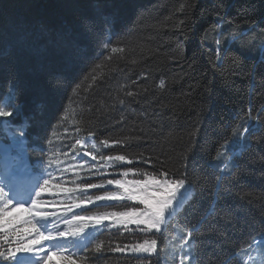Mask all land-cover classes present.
Returning a JSON list of instances; mask_svg holds the SVG:
<instances>
[{
  "label": "trees",
  "instance_id": "trees-1",
  "mask_svg": "<svg viewBox=\"0 0 264 264\" xmlns=\"http://www.w3.org/2000/svg\"><path fill=\"white\" fill-rule=\"evenodd\" d=\"M65 41L86 48L83 58ZM13 101L16 114L0 121L13 151L17 126L46 107L24 137L28 169L49 180L34 213H47L53 236L84 228L56 238L53 251L73 264H247L264 236V0H0V107ZM118 154L134 163L99 159ZM186 160L190 195L162 233L73 220L134 203L85 204L78 185L122 178L128 167L178 172ZM32 225L0 233V252ZM144 239L157 240L150 258L130 250Z\"/></svg>",
  "mask_w": 264,
  "mask_h": 264
},
{
  "label": "snow or ice",
  "instance_id": "snow-or-ice-1",
  "mask_svg": "<svg viewBox=\"0 0 264 264\" xmlns=\"http://www.w3.org/2000/svg\"><path fill=\"white\" fill-rule=\"evenodd\" d=\"M106 22H110L109 18H104ZM89 32L92 29L87 28ZM110 41L105 42L102 40L100 46L107 48ZM71 46L74 55L78 58H83L86 53V48L81 47L76 44L75 41H65V46ZM117 49L113 48L112 51ZM62 86L63 80L58 81ZM14 107H0V121H7L8 118L14 117L17 112L18 103L13 101ZM46 112L45 106H37L31 114L26 117L21 124L17 127L20 128L18 133L20 137V142L16 146L15 151H10L8 153V159L17 167L25 172L28 169V164L24 159L23 153L26 151L27 141L24 137L27 134V128L32 126H41L44 123V115ZM50 127V125H49ZM44 140H47V132L45 131ZM119 144V141L116 142ZM104 144H108V140L104 141ZM46 150V146L40 148V153L43 154ZM96 157L93 156V160ZM100 161L104 162V166H119L121 164L132 165L134 161L129 159L126 155H101ZM144 158L141 157L143 162ZM0 163H3L2 158H0ZM49 163L51 161L49 160ZM187 160L185 161V166L182 171L172 172L171 169L167 167L153 168L152 171H141L139 168L128 167L125 170L118 173L119 177L108 178L101 183H84L82 186H77L80 191L85 193L86 199L82 202L85 204L96 205V202H107V201H132L133 204H125L123 211H106L102 213H97L92 216H81L73 215V220L84 221V220H94L96 225L103 224L104 221L109 218H113L114 221L119 222L127 230L128 224L131 223L136 226L139 232L144 234L151 233L156 235L157 233H162L166 222L178 208L184 203L186 199L189 198L190 188L188 183L189 168L186 166ZM103 169H97V171H102ZM131 176V178H129ZM25 176L18 177V182L23 183L25 181ZM29 179V177H27ZM0 181H4V178H0ZM11 183V182H9ZM105 183L107 185H114L117 191H110L105 189ZM49 184L48 179H44L39 187V191L35 192V196L39 197L41 192L45 190V187ZM105 189L101 194L87 195L88 189ZM33 205L37 203L36 200H32ZM16 205H23L14 203L9 198L8 191L0 183V218L6 216L10 209ZM74 207H80V204L74 205ZM71 211V207L68 209ZM36 215L41 218H46L47 213L38 212ZM14 219V218H13ZM12 221H9L11 223ZM68 223H71L69 221ZM36 229V234L34 238L27 239L23 241L17 239L15 248H8L7 255L4 252H0V257L7 259L8 257L14 256L17 252L30 251L34 248H42L43 242H50L56 238H68L75 236L76 234L82 232L84 228L77 227L71 231H58L55 236L47 234L36 228V225H32ZM3 228V224H0V229ZM19 236V233H17ZM5 241H8V237H4ZM264 243V240H262ZM130 250L133 253H145L149 254V258L152 253L157 251V240L156 239H144L142 243L133 244L130 246ZM114 251L123 252L124 248H116ZM52 256H59L61 260H67L68 264H73L72 258L67 255H62L59 251H50L45 257V261L51 260Z\"/></svg>",
  "mask_w": 264,
  "mask_h": 264
},
{
  "label": "rangeland",
  "instance_id": "rangeland-1",
  "mask_svg": "<svg viewBox=\"0 0 264 264\" xmlns=\"http://www.w3.org/2000/svg\"><path fill=\"white\" fill-rule=\"evenodd\" d=\"M83 147H86V142L81 143ZM10 152V149L8 146H4V151L2 152L1 156L8 155ZM8 158V157H7ZM3 163H0V166L2 167V171H0V175H5V167L7 170V167L10 169L12 166V163H7L6 160L2 157ZM1 182V181H0ZM14 203L23 204V205H16L14 208V212L12 214H8L4 216V219L0 220V224H3V228L0 229V232H6L8 228H12V225L14 224H20L23 223L24 220L28 219L31 216V206L30 203L27 202H19L16 201ZM14 218V219H13ZM9 221H12L9 223ZM57 240V239H56ZM262 240H264V236L260 238L259 241L256 242V247L254 248V252L252 254H245L243 260L247 264H264V243H262ZM44 245L42 248H34L30 250V253H35L37 251H41L42 254H46L50 251V246L52 245L53 241L50 242H43Z\"/></svg>",
  "mask_w": 264,
  "mask_h": 264
},
{
  "label": "water",
  "instance_id": "water-1",
  "mask_svg": "<svg viewBox=\"0 0 264 264\" xmlns=\"http://www.w3.org/2000/svg\"><path fill=\"white\" fill-rule=\"evenodd\" d=\"M2 146H3V143H2V142H0V148H2Z\"/></svg>",
  "mask_w": 264,
  "mask_h": 264
},
{
  "label": "bare ground",
  "instance_id": "bare-ground-1",
  "mask_svg": "<svg viewBox=\"0 0 264 264\" xmlns=\"http://www.w3.org/2000/svg\"><path fill=\"white\" fill-rule=\"evenodd\" d=\"M10 161V160H7V162ZM7 170H8V167H7Z\"/></svg>",
  "mask_w": 264,
  "mask_h": 264
}]
</instances>
